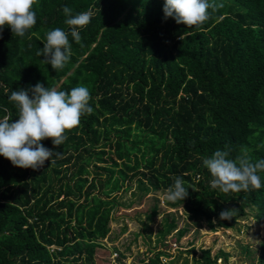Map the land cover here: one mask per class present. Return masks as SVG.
Here are the masks:
<instances>
[{"label":"trees","instance_id":"1","mask_svg":"<svg viewBox=\"0 0 264 264\" xmlns=\"http://www.w3.org/2000/svg\"><path fill=\"white\" fill-rule=\"evenodd\" d=\"M217 2L223 7L208 21L186 28L165 19L164 0H38L36 24L24 37L7 26L0 31V119H18L10 91L37 82L64 91L86 86L93 108L62 145L41 141L61 153L43 167L16 168L0 156V264H96L116 197L133 179L165 191L181 177L189 195L171 205L211 231L234 229L248 212L264 224V172L260 189L225 194L210 187L203 166L225 146L233 158L247 147L254 160L264 159V0ZM65 6L94 13L79 29L84 47L64 23ZM55 28L68 32L72 45L63 69L37 55ZM233 208L231 220L219 219ZM158 213L154 203L146 221ZM175 230L177 239L187 231L166 219L163 235ZM160 257L169 255L155 253L153 264H165ZM221 257L229 256L204 250L195 261ZM255 264H264V242Z\"/></svg>","mask_w":264,"mask_h":264},{"label":"clouds","instance_id":"2","mask_svg":"<svg viewBox=\"0 0 264 264\" xmlns=\"http://www.w3.org/2000/svg\"><path fill=\"white\" fill-rule=\"evenodd\" d=\"M38 0H0V31L5 26L12 34L24 37L36 24V12L33 5ZM223 7L217 0H164L165 19L171 17L176 24L186 28L200 27L211 17L212 12ZM70 28V35L76 44L84 47L79 29L88 25L94 15L91 8L73 14L71 8L62 9ZM69 33L61 28L49 30L45 34L43 48L37 55L43 57L42 63L52 69H63L73 55ZM6 93L9 90L5 86ZM10 102L18 110V119L10 116L0 119V156L14 167L37 170L61 155L44 147L41 141L50 139L53 147L62 145L66 132L80 125L81 117L91 114L90 90L83 85L70 91L60 90L58 86L46 87L37 82L34 87L11 90ZM232 149L216 150L209 158H203V166L212 179L210 187L222 193L260 189L262 186L259 173L264 172V159L254 160L247 147H241L233 158ZM174 183L163 193L170 202L183 201L189 195L185 181L174 177ZM236 209H224L219 213L220 220H231ZM215 223V221H213Z\"/></svg>","mask_w":264,"mask_h":264},{"label":"rangeland","instance_id":"3","mask_svg":"<svg viewBox=\"0 0 264 264\" xmlns=\"http://www.w3.org/2000/svg\"><path fill=\"white\" fill-rule=\"evenodd\" d=\"M164 192L151 188L145 180L133 179L130 188L117 195L119 205L112 212L107 238L100 241L102 247L96 250V264H118L114 249L126 256L125 264H153L159 251L169 255L160 257L165 264H202L195 259L204 250H209L212 258L219 252L229 256L226 261L221 257L216 264L256 263L259 247L264 242V224L253 221V213L248 212L238 220L234 229L211 231L203 219L192 218L185 207L172 206L173 202L164 199ZM154 203L159 213L148 222L145 212ZM173 217L178 229L187 230L180 239H177V230L163 235L165 220Z\"/></svg>","mask_w":264,"mask_h":264}]
</instances>
